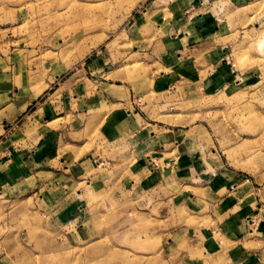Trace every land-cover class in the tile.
<instances>
[{
    "label": "rangeland",
    "instance_id": "rangeland-1",
    "mask_svg": "<svg viewBox=\"0 0 264 264\" xmlns=\"http://www.w3.org/2000/svg\"><path fill=\"white\" fill-rule=\"evenodd\" d=\"M180 14L214 17L219 28L207 35L204 48L215 50L216 61L207 62L204 52L176 70L149 66L154 44L171 35L164 26ZM96 57L113 68L119 63L120 73L132 81L136 96L127 100L130 109L140 108L161 129L183 131L174 138L177 145L155 155L164 186L139 190L134 200L129 193L115 197V186H105L74 213L52 221L40 210L37 191L26 194L23 178L4 171L24 138L70 121L21 118L0 131V264H243L249 231L256 232L264 219V0H0V72L11 68L18 74L12 94L23 76V94L35 98L30 114ZM160 75L173 89L141 95ZM95 123L79 136L84 150L95 149L105 160L106 151L94 142ZM62 136L55 138L63 142ZM185 149L200 154L207 168L189 163L183 173L170 166L164 172L162 157L176 162ZM213 165L214 172L235 180L220 186V200H252L254 213L243 220L240 238H230L225 217L212 212ZM90 225L93 235H84L82 228ZM256 248L264 262V246Z\"/></svg>",
    "mask_w": 264,
    "mask_h": 264
},
{
    "label": "crops",
    "instance_id": "crops-1",
    "mask_svg": "<svg viewBox=\"0 0 264 264\" xmlns=\"http://www.w3.org/2000/svg\"><path fill=\"white\" fill-rule=\"evenodd\" d=\"M181 16V14L177 15L175 21L164 26L166 33L171 35L176 33L173 39H166L171 35L164 36L157 44H154L153 47L157 50L150 51L151 60L147 63L149 66L176 70L179 68L178 65L187 64L190 58L200 56L204 52H206L204 57L207 62L216 61L215 50L204 48L208 43L205 41L207 35L217 31L214 17L197 14L195 17L186 18L184 14L183 21H178ZM144 24L141 25L144 27ZM164 27L160 24L156 26V29L161 31ZM153 52L158 55H154ZM117 65L113 68L106 65L103 58H94L87 62L77 74L58 84L47 101L37 105L31 114L29 111L33 107L35 98L23 94V76H20L22 86L14 89L12 94L11 86L18 74L11 68L0 72V131L21 118L35 116L34 119L37 122L41 119L40 121L44 124L52 123L59 118H69L68 126H50L45 132L43 130L35 133L31 139L24 138L23 146L16 153L14 152L9 166L5 168V171L3 170L4 175L9 178H23V192L26 194H30L32 190L37 191L38 206L41 211L50 215L52 221L74 213L83 206V203H86L87 197L96 195L97 190L105 186H115V197L120 198L124 193H129L128 196H131L133 200L139 196V190L150 191L154 186H164L157 178L161 172L156 164L157 156L155 155L158 153L157 150L164 151L166 147L171 150L170 146L177 145L174 138L181 135L179 133L183 131L161 129L164 126L155 124L140 108L130 109L127 100H131L136 93L133 90L132 81L124 78ZM160 76L158 80L153 78L149 81L147 90L141 95L148 96L151 91L155 94H164L172 90L173 87L168 79L163 75ZM57 77L58 75H55L54 78ZM90 80L94 83L92 88H89L86 83ZM179 82L187 81L180 75ZM41 90L37 92L33 90L32 93L36 95ZM79 118H82V121H79ZM95 121L99 124L98 138L94 142L99 143L106 151L105 160L95 155V149L84 150L83 139L79 136L80 131L96 125ZM60 135H63V142L55 138ZM72 135L79 137L72 138ZM182 143L189 144L185 138ZM114 144L119 145L120 151L110 154L109 158L111 149L116 148ZM123 147L126 148L125 152L122 150ZM64 148L66 150L59 153ZM181 149L182 146L179 150ZM191 154L194 155L190 156ZM176 160L175 162L172 157H162L163 171L165 172L170 166L175 171L179 170L178 172L183 173L189 163L197 165L199 163L200 168H207L200 154L188 152L186 149L185 152L177 153ZM101 167H105L102 172L98 171ZM216 172H212L210 184L213 196L216 197L215 200H211L212 212L225 217L226 221L223 224L230 238H240L241 229L243 227L246 229V226H243V220L254 213L252 200L245 205H241L239 200L234 201L235 198L233 201L229 198L220 200V186H228L235 180L232 181V176L229 174H220L218 169ZM216 176H220L221 179ZM242 181L245 182L247 179L242 178ZM78 186H84V188H78ZM238 193L235 192V194ZM257 227L254 229L256 232L249 231L246 239L249 248L245 251L247 258L244 259L243 264H264L262 251L256 248L257 245L264 246V219L258 223ZM94 230L91 225L86 230L82 228L83 234L88 236L93 235ZM206 244L210 246L209 241Z\"/></svg>",
    "mask_w": 264,
    "mask_h": 264
},
{
    "label": "built area",
    "instance_id": "built-area-1",
    "mask_svg": "<svg viewBox=\"0 0 264 264\" xmlns=\"http://www.w3.org/2000/svg\"><path fill=\"white\" fill-rule=\"evenodd\" d=\"M138 102H139V100H138ZM101 165V164H100Z\"/></svg>",
    "mask_w": 264,
    "mask_h": 264
}]
</instances>
